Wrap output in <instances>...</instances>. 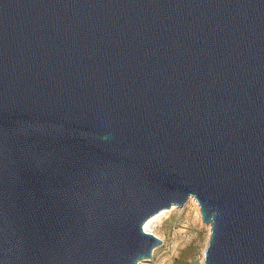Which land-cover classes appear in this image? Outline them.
Masks as SVG:
<instances>
[{
  "label": "water",
  "instance_id": "obj_1",
  "mask_svg": "<svg viewBox=\"0 0 264 264\" xmlns=\"http://www.w3.org/2000/svg\"><path fill=\"white\" fill-rule=\"evenodd\" d=\"M190 198L264 264V0H0V264L149 261Z\"/></svg>",
  "mask_w": 264,
  "mask_h": 264
},
{
  "label": "rangeland",
  "instance_id": "obj_2",
  "mask_svg": "<svg viewBox=\"0 0 264 264\" xmlns=\"http://www.w3.org/2000/svg\"><path fill=\"white\" fill-rule=\"evenodd\" d=\"M166 211L149 229L163 245L140 264H203L211 227L203 223L196 200L190 198L183 208Z\"/></svg>",
  "mask_w": 264,
  "mask_h": 264
},
{
  "label": "bare ground",
  "instance_id": "obj_3",
  "mask_svg": "<svg viewBox=\"0 0 264 264\" xmlns=\"http://www.w3.org/2000/svg\"><path fill=\"white\" fill-rule=\"evenodd\" d=\"M167 211L166 210H164V211H162V212H160V213H158L157 215H155V216H153V217H151L150 219H148V221L145 223V225H144V230L146 231V232H148V233H151V234H153L152 232H150V227L157 221V220H159L165 213H166ZM154 235V234H153ZM203 263V262H202Z\"/></svg>",
  "mask_w": 264,
  "mask_h": 264
}]
</instances>
